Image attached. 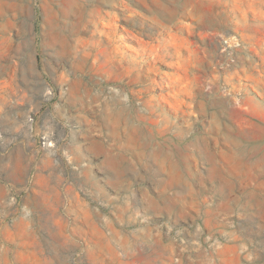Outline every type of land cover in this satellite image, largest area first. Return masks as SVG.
Wrapping results in <instances>:
<instances>
[{
	"label": "rangeland",
	"instance_id": "obj_1",
	"mask_svg": "<svg viewBox=\"0 0 264 264\" xmlns=\"http://www.w3.org/2000/svg\"><path fill=\"white\" fill-rule=\"evenodd\" d=\"M0 264H264V0H0Z\"/></svg>",
	"mask_w": 264,
	"mask_h": 264
}]
</instances>
